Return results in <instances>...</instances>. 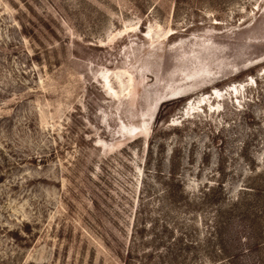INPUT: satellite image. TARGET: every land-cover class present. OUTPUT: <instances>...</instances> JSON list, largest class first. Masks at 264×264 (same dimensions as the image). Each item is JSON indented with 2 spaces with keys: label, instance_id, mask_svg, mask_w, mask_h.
<instances>
[{
  "label": "rangeland",
  "instance_id": "374dc122",
  "mask_svg": "<svg viewBox=\"0 0 264 264\" xmlns=\"http://www.w3.org/2000/svg\"><path fill=\"white\" fill-rule=\"evenodd\" d=\"M263 192L264 0H0V264H264Z\"/></svg>",
  "mask_w": 264,
  "mask_h": 264
},
{
  "label": "bare ground",
  "instance_id": "6f19581e",
  "mask_svg": "<svg viewBox=\"0 0 264 264\" xmlns=\"http://www.w3.org/2000/svg\"><path fill=\"white\" fill-rule=\"evenodd\" d=\"M235 90H237V91H236V92H232V91L230 92V93L232 94V96H233V94H235V93L238 94V92H239L238 89L236 88ZM216 94H218V92H216ZM212 95H214V94H212ZM218 96H219V94H218ZM216 97H217V95H216ZM224 98H225V97L216 98V99L219 100V101H222ZM206 105H207V104H206ZM193 109H194V108H193Z\"/></svg>",
  "mask_w": 264,
  "mask_h": 264
},
{
  "label": "trees",
  "instance_id": "16d2710c",
  "mask_svg": "<svg viewBox=\"0 0 264 264\" xmlns=\"http://www.w3.org/2000/svg\"><path fill=\"white\" fill-rule=\"evenodd\" d=\"M166 103H167V102H166ZM162 107H163V105L161 106L160 110H162ZM261 194L264 195V192L261 193ZM261 194H260V195H261ZM237 201H239V199H237ZM238 203H240V201H239ZM125 264H127V263H125Z\"/></svg>",
  "mask_w": 264,
  "mask_h": 264
}]
</instances>
